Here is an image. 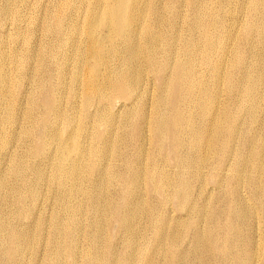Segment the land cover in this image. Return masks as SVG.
<instances>
[{"label": "bare ground", "instance_id": "6f19581e", "mask_svg": "<svg viewBox=\"0 0 264 264\" xmlns=\"http://www.w3.org/2000/svg\"><path fill=\"white\" fill-rule=\"evenodd\" d=\"M11 1H14V0H11ZM16 1L18 2L17 4L23 5L26 0H16ZM88 1L90 3V6L87 10H88L90 16L88 18V22L86 23V28L84 30L85 35H84L83 39L78 40L77 38L80 35V33L83 31L84 25L81 26L80 32L79 31H77V32L72 31L74 33L70 34V42L75 43V49L77 51H83L82 54L85 58L84 69L77 67L79 64V61H78V59H76V65L73 67V68L77 67L75 69V71H73V72L68 71V70L62 71V78L63 79L58 83V85H56V91L59 92V95L57 97H55L53 95L51 97L46 95L42 99L44 102V108L41 111L43 113L48 114L51 112V113L55 114V117L61 115V117H59V118H60V121L65 124V128L75 126L74 129L69 134H67V136L64 140L58 141L59 135L56 134L55 130L52 128V125H49V130L46 133L41 131V129L43 130V128L46 126L47 121L42 119L41 117L39 119H36L35 117L31 116L32 115L31 111L33 110V112H34V110H35V98L32 96L33 94H30L31 95L30 98L27 97V98H29L28 104L30 107H28V110H30V112H28V110H26L27 111L26 112L23 109L24 107L22 108V104L25 103V98H24L25 95L24 94L22 95L21 99L15 101V97L22 90L20 87L21 81H18V77H16L14 80H11L9 78V74L7 71V69H8L7 65H8V63H10L12 66H16L17 70L19 71V72H17V76H21L23 64L21 62H15V61L12 62L10 57L8 56V54L5 51L0 52V128L2 129L0 131V150L1 149L7 150L9 147L14 145L16 142H19V141L24 142L22 145H20L23 148L22 153L21 154L19 153L21 156H19V158H16L13 155L14 153L8 155L7 159H5L2 163L3 168H2V172L0 174V244H4L5 242H9V241L11 243H13V246L11 248H8V250L5 251V254L7 256L11 257L12 259H14L17 264H23V263H21L22 259H24V260L26 259V258H22L23 256L25 257L27 254H28V256L31 254H35L36 253L35 246L39 242V240L42 239L40 237H43V239H44L46 236H48V234L50 235L49 239H50L51 243H54V247L51 249L49 254H47V256L49 255V259H48V257L46 258V259H48V264H60L59 259H60L61 254H62V250H64V249L65 250L63 253L66 252L68 255V256H66V255L65 256L70 257L73 261H76L78 259V257L82 256V258H83L82 264H144V263H142L143 262L142 259H144L146 254L141 248H138L139 245L136 248H133V249L131 248L130 251L127 249H124L122 252L113 251L110 249V247L112 246V245L110 246L111 243H108L107 241H105V240H107V238L103 239V235H102L103 229L105 227L106 228L110 227V225H112L113 222H115V223L118 222V225L121 226L124 217L128 214L130 209H131V211H134V212L140 211L142 213V210L140 209V207H143L142 203L141 204L139 203L141 205V206L139 205L140 207L137 204L132 205V203H134V202H132L131 199L127 197V196H131V194L134 195L133 193H135L137 191V190H135V188L137 186L139 187L140 183H144L146 181L152 182V186L150 185L148 188L147 187H145V188L148 191L155 190V193H157L158 195H161L162 200H165L166 197L168 196L167 193L171 191L172 195H174V197H176V198L179 197L180 201L181 202L183 201L185 203L186 193L184 194V191H185L186 187H185V178L183 175L185 173L182 174L181 172L184 171L186 166L191 165L193 167H197V166L201 167V166L205 165V167H206L208 164H210L207 161V155H209V156L215 155L217 164L214 163V165H213V163H211L212 165L210 164L208 167L211 171L210 170H208V171H210V173H212V172L215 173V175L218 172L221 173V171L223 169L220 168L221 166L219 164L220 163H223V164L226 163L227 164V162H228L227 158L228 157H227V155L225 156L224 153H225V149H228V147L225 148L222 146L224 149L222 148V151H219V153L217 154L216 153V146H210L209 145V146L204 147L205 148V150H204V149H202V147L204 145L202 147L198 145L199 147H196V151L198 153L197 157L192 156L191 162H188V164H186L185 159L180 158V156H179L180 153H178V148L184 142H186L185 140H183V138L182 139L180 138L182 135L188 134L189 135V138H188L189 143L191 145H194V146L196 145L197 140H199V141L201 140L202 143H204L203 141H204L205 135L203 136L201 133L204 134L208 130V127H213V130H211V128H210V131H208L207 132L208 134H206L208 136L206 139L207 140H217L218 139V142H220V145L223 142H224L223 144H225L228 141V140L226 142H225V140L222 141V138L220 136L222 132L225 133V135L227 136V139L229 138V139H231V141H232V139H234V135H236L237 126L234 125V123L232 125V120H234L233 116H232L233 118L231 120L229 119L230 122L228 123V112H229V111L227 112L228 106L223 107V105L221 104V101H220L221 98L220 99L217 98L218 102H216L215 99H213L212 97H210V96L206 95V93H204L205 90L204 91L198 90L200 94L198 92H196L199 95H201V103H200L199 108L201 109V111L204 112L205 115L208 116L206 119L205 127H203L201 129V133L199 132L200 130H198L196 127H193V125L191 126V123H190L191 120L189 121L190 117L188 116V119H187V116L185 118V115H183L184 114L183 113V106H184L186 98L188 96H191L190 94L193 91L194 85L195 84L197 85V82L199 84L200 83L199 81L202 80V78H201V80H197L198 78H196L195 65H196V63H199L198 61H201V62L205 61L206 54L208 55V52L210 53L211 50L214 48L211 44L212 38L214 37V35L216 34L217 31L218 32L221 31L219 29L221 27L218 28L220 31L218 29H217V31H216V29L213 30V28L217 25V22L220 20L218 18H221L215 14L217 9L215 10L214 8H211V9L207 8L204 0H190L189 3L186 4V8H187L186 10H188L187 12H189V14H188L189 20L187 23H185V24H187L186 31H188V33L189 32L190 33L191 32H193V33L197 32V34H198V32H200V34H201L200 38L202 39V42L199 43V45H195L192 42V37H191L192 35L190 36V34H189V37L182 38L181 33L179 32V30L176 27V24H178V23L175 24V22L177 21V18L182 17V13H183L182 8L184 7L183 5L186 3L185 0H155V2L157 3V4L155 3V5L150 4L151 1H149V2L143 1V2L139 3L137 0H130L128 5H125L124 3H122L121 0H88ZM6 2H7V0H6ZM4 3H5V1H4ZM8 3H9V1H8ZM222 3H224V2H222ZM9 4L11 5V3H9ZM258 4H259V2H257V0H254V1H252V3L250 5H252L253 7H256V6H258ZM233 5H234V2H233ZM17 6H13V7L16 8ZM63 6L64 5H62V8H63ZM76 6H78V5H76ZM217 6H218V2L216 1V5L213 7H217ZM9 7L5 6V5L0 7V22H2L4 19L8 20L10 18L9 15H17L18 14L19 10H14L11 12L12 9L10 8L11 9L10 10ZM79 8H80V6H79ZM59 9H60V5H59ZM66 9H68V8H66ZM235 9H237V8L235 7ZM9 10L11 13L9 12ZM62 10L63 9H60L59 12ZM78 10H80V9H78ZM233 10L234 9H232V11ZM241 10H243L242 7H241ZM254 10H255V8H254ZM257 10H259V9L257 8ZM52 11H53V9H52ZM72 11H73V9H72ZM239 12H240V10H239ZM68 13L72 14L71 12H68ZM218 13L219 12H217V14ZM240 13H242V12H240ZM48 15H52L51 11H50V14L48 13ZM79 15H81V12ZM183 15H185V14H183ZM249 15H250V13H249ZM230 16H231V14H230ZM48 17H50V16H48ZM53 17H54V14H53ZM56 17H58V16L56 15ZM238 17H240V16H238ZM246 17H247V15H246ZM255 17H257V16H255ZM71 18L68 17V19H71ZM182 18H184V17H182ZM56 19H54V20H56ZM224 19H225V17H224ZM262 20H264V19H262ZM46 21H45V23H46ZM204 21H208V22L210 21V22L209 23L207 22V24H206ZM58 22H59V19H58ZM227 22L228 21L226 20V23ZM243 22H245V21H243ZM229 23L230 22H228V24ZM43 24L44 23L42 22V26H43ZM47 24H48V22H47ZM256 25H257V23H256ZM256 25L254 24L255 27H256ZM44 26H48V25H44ZM65 27H67V25ZM184 28H185V25H184ZM222 28L224 29V26ZM237 28H239V27H237ZM43 29H45V28H43ZM228 29H230V28H228ZM228 29H227V31H228ZM71 30H73V28ZM167 31L169 33H167ZM249 31H250V29L244 30V33L249 32ZM251 32H252V30H251ZM234 34H235V32H234ZM258 34H259V32H258ZM17 35H15V36H17ZM223 35H225V34H223ZM186 36H187V34H186ZM227 36H228V33H227ZM61 37L63 38L64 34H63V36H60V38ZM226 39L228 40V37ZM199 40H197V41H199ZM23 42H26V39H23ZM56 42H55V44L53 43L54 45L52 44L53 48L51 47L49 52H48L47 48L44 50H40L39 52H37L35 54L33 53L34 55H32V56L30 55L32 57L31 59H34L35 61L39 60V61L44 62V59H46L45 54H47V55H49V58L52 61L54 59V61L57 62L58 57H61L60 55L57 54L58 53L57 50L59 49V47H61V45L64 42L61 40H58ZM220 42H221V44H220L221 50L219 53L223 54V51H225L227 47H226L225 42L223 43V41H221V39L218 40V44ZM229 42H230V40H229ZM258 42H259V40H258ZM230 44H231V42H230ZM200 45H203L204 47L201 49ZM208 45H209V47H208ZM49 46H48V48H49ZM231 46H232V44H231ZM40 47H41V45H40ZM215 47H216V45H215ZM34 50L35 49H33V51ZM37 50H38V48H37ZM255 50H256V48H255ZM262 50H263V48H262ZM240 51H243V50H240ZM217 52H218V49H217ZM226 52H228V51H226ZM215 53H216V51H215ZM261 53H262V51H261ZM243 54H245V52ZM261 56H262V54H261ZM28 57H29V55H28ZM252 57H253V55H252ZM262 57L264 58V56H262ZM63 60L66 61V58H64ZM238 60H239V57H237L235 62H237ZM257 61H258V59H257ZM263 61H264V59H263ZM59 62H61V61H59ZM260 62H261V60H260ZM108 63H110V69L108 71L101 72L103 67H105ZM256 63H252V64L250 63V65H253ZM65 64H66V62L64 63V65ZM213 64H215V63H213ZM233 64L231 65V67H233ZM56 65H58V64H56ZM222 65H226V63L222 64ZM218 67H220V66H218ZM246 67H244V68H246ZM263 67H264V65H263ZM251 68H252V66H251ZM259 68L262 69L260 66H259ZM210 69H211V67H210ZM56 70H58V68ZM261 71H260V73H261ZM198 72H200V70ZM213 73H214V71H213ZM218 73H220V72H218ZM260 73H258V74H260ZM57 74H59L61 76L60 72H58ZM67 74L69 75V78H66ZM146 74H149L153 78V79H151L152 81L156 80V81L160 82V85H159L157 91H155L153 93H148L149 97H147V99L150 100V104H149L150 108L149 107L148 108L150 110L146 109V101L141 99V95L143 94V92L145 90V86L148 85V83L146 82V79L144 78V75L146 76ZM211 74H212V72H211ZM256 74H257V72H256ZM261 74H263V73H261ZM237 75H238V73H237ZM225 76H226L225 79H226V83H227L226 86L228 88L230 87L231 90L233 88H236V86H234L235 84L232 83V80H233L232 72L227 73ZM243 76H244V74H243ZM31 77L33 78L34 74L33 75L31 74L29 78H31ZM102 77L104 78V81L100 80ZM244 77H245V80L247 79V83H248V84L246 83L247 85H246L245 92L247 91V93H250V92L253 93L256 86L260 85V84H258V82L262 78L257 79L258 78L257 77L256 79H254V78H252V75H249V74L247 75V73ZM259 77H260V75H259ZM261 77H264V76L262 75ZM25 78H26V76H25ZM207 78H208V76H207ZM209 78H210V76H209ZM66 79H69L72 83L78 84L77 89L80 90L81 98H83V104H82L83 110L81 113L80 128H77L78 123L74 125V118L73 117L72 118H66V119H64L62 117V113H61L62 108H61V102L60 101L63 99L62 95H65L71 89L70 85L66 83ZM32 81H34V80H32ZM43 81L46 82V80L42 78V81L39 82V86L42 84ZM221 81H222V76L221 75L217 76L216 83L214 82V84L215 85L219 84ZM22 82H23V80H22ZM234 82H236V81H234ZM149 85H150V83H149ZM195 87H197V86H195ZM216 87H219V85ZM222 87H224V86H222ZM227 87H226V90L228 89ZM62 88H63V91H62ZM237 88H239V87H237ZM262 88H259V89L257 88L256 90H260V89L262 90ZM108 89L110 90V95L107 92ZM31 90H32V88H31ZM223 90H224V88H223ZM261 90H260V94H262ZM152 91L153 90H151V92ZM243 91H244V89H243ZM49 92H51L50 89H49ZM223 93H224V91H223ZM217 94L221 95L220 93H217ZM231 94H232V92H231ZM256 94L254 95V93H253L254 96H256ZM257 95H259V93ZM238 97L236 96L235 98H238ZM116 99H118V100L122 99L123 100L122 102H119L120 103V105L118 106L119 109L122 107L123 108L127 107V105L131 109V114L128 117L127 121L124 123V126H125V124H128L129 128L128 127L127 128L130 130V133H129L131 135L130 137H132L133 140H135L134 142L136 145H137V142H138V144L142 145L141 142L143 141V139H145V137L144 138L141 137L142 131L146 130V131H149L152 133V136L157 143L164 145L168 149V151H166V155H168L170 157V162H168V160L165 158L163 163H165L166 165L168 163H171L174 167L178 168L179 174L177 175V177L174 178V180L173 179L169 180L167 175H165L162 171H160V167L158 166L157 161L155 162V160L150 161L151 163H149L148 169H144L143 167L141 168L140 166H137V165L130 166L131 164H127L130 167L128 169L126 168L127 171H126L125 176L118 173L119 169L114 170L113 167H111L112 165L111 166L108 165L110 162V157H112L115 154L113 152L114 150L111 151V146L113 145L114 140L111 139L113 135L112 136L110 135L111 134L110 127H111V124L113 123L112 120L115 118V116L110 115L109 111L114 112L115 115L117 114V113H115V111H111V110H117L116 107H115L116 109L112 108V105L114 104V101ZM261 99H262V97H261ZM222 101H223V99H222ZM219 102L222 105L221 109L218 108L216 105V103L219 104ZM185 105H186V103H185ZM258 105H256V106H258ZM253 106H254V104H253ZM88 107H94L95 108V114L92 115L91 117H88L85 115L86 109ZM244 108H246V107H244ZM249 109H252V108H249ZM91 111H92V109H91ZM239 111L240 110H238V112ZM19 112L22 113L21 117L18 116ZM63 112H64V109H63ZM191 112H192V107H191ZM193 114H195V113H193ZM238 115H240V114H238ZM199 118H200V116H199ZM21 121L28 123V125L23 130L18 132V123ZM237 121H239V120H237ZM114 124H115V122H114ZM117 124H118V121H117ZM87 125H89V127L91 126V128H94L95 136H101V134H103V135L105 134L107 136V137L104 136V139H102L101 145L96 150L93 148V145L91 146V143L85 144V145L80 144V141L84 139V138H82V136H84V135H82V133H83V130L86 128ZM219 127H222V128L220 130H215ZM121 130H122V128H121ZM125 130H127V129H125ZM32 131L33 132L37 131L36 135L38 134L37 140L35 141L33 139V142H34L33 145H35L36 148H35V150H27L28 145H26L25 140L27 138H30ZM109 135L111 137L110 139L108 138ZM143 135H144V133H143ZM249 136H250V134H249ZM85 137H86V135H85ZM202 137H203V139H202ZM141 138H143V139H141ZM85 139H87V138H85ZM89 139H91V138H89ZM91 140H93V139H91ZM94 142H95V140H94ZM206 142H208V141H206ZM231 143L232 142H230V144ZM52 145L54 146V149H55V151L53 153L54 162H52V165H51V173H52L50 175L51 177L47 180L46 178L48 176L46 177L45 172L42 170L39 163L35 162L36 165H30L26 161L30 158L32 153H34V152L38 153L39 151L46 153V150L48 148H50V146H52ZM164 146H161V148H163ZM141 147H143V146H141ZM230 147H232V144ZM253 147H251L252 148V150H251V162H252V164H251L250 168L247 169V171H243V169H242V171H240V169H236L234 171L236 173L234 180L238 186L244 185L243 183H245L247 186L248 192L250 190L252 193H254L253 197L256 198L255 193H259L260 195L261 194L264 195V179H262V176L264 175V147L261 144L260 145L258 144V146L254 147V149H253ZM114 149H115V147H114ZM232 149H228V150H232ZM228 150H227V152H229ZM95 152L103 159L104 164L101 166L93 165L90 168V169H94V176L93 175H92L93 177H90L91 175L89 176L91 178L90 181L93 183V186H94V189L92 188L93 191L91 192V191H88L87 189H85L86 187L85 188L83 187V182L85 183L86 180L87 181H89V180L85 179V177H84V174H85L84 172H85V170H87V167H85L82 160H83V158H86V157L93 155ZM132 152H133V150H132ZM137 152H139V151H137ZM233 152H235V151H233ZM141 153H142V151H141ZM19 154L17 152V155H19ZM139 154H140V152H139ZM227 154L229 155V153H227ZM151 159H153V158L151 157ZM141 161H143V160H141ZM230 161H232V160H229V162ZM245 161H246V159H245ZM66 162L69 163V166L64 167V163H66ZM133 162H135L136 164H140V163H138V161H133ZM121 163H122V161H121ZM132 164H134V163H132ZM28 167H29V172H30V183H32V185L26 186L25 185V184H27L26 179L23 178V182L18 183L19 182L18 177L21 174V172L24 171ZM228 168L226 167V169H228ZM234 168H235V166H234ZM234 168H231V169L234 170ZM224 169H225V167H224ZM169 170H170V168H169ZM206 171H207V168H206ZM174 173L176 174V172H174ZM246 173L248 174V176H245ZM212 176H214V175H212ZM187 177H188V175L186 176V178ZM86 178H88V177H86ZM111 178H112V180L114 179V181L116 180L117 182H120V184H122V186H121L122 188H120V189L124 190L123 203H125L124 205L127 207L125 210L118 212V208L115 207V204L113 203V201L111 200V202H110V195L101 196V193L103 192L102 189L104 188L103 184H105V182L107 184L108 183L110 184ZM203 178H202V180H203ZM219 178H216V181L218 182V185H221L222 180H220ZM13 180H15L17 183H14ZM112 180H111V182H113ZM44 183L47 184V186L49 185V183H51L52 186H54V187L60 186L59 188L62 187V189H64V190H61L63 193L58 192L60 194L56 193V194H58L57 196L53 195L55 197L54 204L50 205L51 211H50V215L47 214L48 215L47 217H43L44 215H40L39 213H37L36 206H35V204L37 202V197L40 194L41 186ZM204 183H205V181H204ZM116 184H119V183H116ZM116 184L115 185L113 184L114 188H115ZM111 186H112V184H111ZM230 186H231V184H230ZM260 186L262 189L259 190ZM106 188H105V190H106ZM3 189H6V192L2 193L1 191ZM55 189H57V188H55ZM242 189H243V187H242ZM256 189H257V192H256ZM141 190L142 189H140L139 191H141ZM210 191H211V189H210ZM51 192L53 193V191H50V193ZM105 192L106 191H104V193ZM107 192H108V190H107ZM195 192H196V190H195ZM233 193L236 194L237 192L235 193V191L232 190L231 194H233ZM240 193H242V192H240ZM7 194H16L17 195L15 197L17 204L16 203L15 204L18 206V210H16V212H14V213H12L13 211L7 212L6 207H4V205L7 202L6 201ZM121 194H122V192H121ZM12 196H14V195H12ZM79 196L81 198L80 200H78ZM138 197H139V194H138ZM143 197H145V196H143ZM209 197H207V198H209ZM243 197H244V195H243ZM50 198H51V196H50ZM207 198H206V200H207ZM47 199H49V198H47ZM139 200H141V199H139ZM144 200H142V202ZM207 202H209V201H207ZM166 203H167V201H166ZM168 203H167V205H168ZM228 203H227V205H228ZM152 205H153V203H152ZM12 206H13V204H12ZM247 206H249V205H247ZM254 206H252V207H254ZM163 207H165V206H162V208ZM179 207H180V204H179ZM215 210H217V209H215ZM150 211H153V209H149V211H147L146 214L151 213ZM203 211H205V210H203ZM134 212H131V213H134ZM185 212H186V210H185ZM245 212H246V209L244 210V212L242 214H244ZM158 215H159V213L157 214V216ZM14 216L24 217V219L25 218H30L31 220L35 219L34 224L36 225V227L32 228L31 223H28V225H26V227L24 226L26 228V229L23 228L24 231L11 230L10 235H9V239H7L6 237H3V231H4L5 227L7 226V221L10 219V217H14ZM84 217L88 219V220L85 219L87 221L86 224H83V222H85L82 220V219H84ZM150 218H149V220L151 221L152 218L151 219ZM204 218H205V216H204ZM154 219H155V221L152 222L154 224L157 221L160 222V224H162V222H163L162 218L156 217ZM124 221H125V219H124ZM150 221H148V222H150ZM166 221H167V219H166ZM214 221H215V219H214ZM200 222H202V220ZM254 223H256V222H254ZM166 225L168 226L167 223H166ZM120 226H118V227L121 228ZM137 226H140V225H137ZM155 226H156V224L154 225V228H153L154 230H155ZM256 226H258V223ZM128 227H129V229L127 231L130 232V236H135V237L138 236L137 231H134L135 230L134 228H137V227H133V229H131L130 226H128ZM145 227H143V228L146 230L147 227L146 228ZM46 230H48V231H46ZM227 230L231 231L232 229L228 228ZM236 230L238 232V229H236ZM31 231H35V233H38L37 234L38 237L40 236L38 238L39 239L38 242L35 245L32 244V242L34 241V238H35L34 237L35 234L31 233ZM159 231H161L160 228H158V231H156V232L159 233ZM139 233H141V232L139 231ZM144 233H145V231H144ZM116 234H118V231ZM79 235H81L80 236L81 238L85 236V238L87 240L84 243V245L82 244V252L80 255H79L78 250H77L78 249V236ZM164 235L165 234H163V236ZM158 236H156L155 237L156 240L153 241L154 242L152 244L153 250H157V248H159L161 242L163 240H165L164 237H158ZM173 236H176V234ZM227 236H228V234L225 233V236H224L225 240L228 239ZM231 237H233V236H231ZM175 238L174 239L171 238L170 240L173 242V241H175ZM129 239H130V237H129ZM192 240H195V239H192ZM47 241H49V240H47ZM247 241L248 242H245V244L243 242V246H244L243 248L244 249H241V252L238 254H235L234 257H237V259H238V257H241L242 262L244 264H254V263H256L255 262L256 254L259 253L260 250L258 249V245L254 244L255 241L253 243L255 245L253 248L251 245V241H249V240H247ZM130 243H131L130 240L127 242L125 241L123 243L124 244L123 246L126 247V245H127V248H128L130 246ZM132 243H131V245H132ZM149 243H150V240H149ZM226 243H225V245H226ZM98 244L99 245L102 244L103 247L100 249L98 247ZM135 245H132V247H134ZM230 251H232V250L230 249ZM50 253H51V257H50ZM218 253H220V252H218ZM162 254H163V252H162ZM137 256L139 257L138 262L136 261L138 259ZM64 260L65 259H63V261ZM237 261H239V260H237ZM70 263H72V262L70 261ZM31 264H34V262H32ZM74 264H76V263H74ZM145 264H147V263H145ZM204 264H206V263H204ZM239 264H242V263L240 262Z\"/></svg>", "mask_w": 264, "mask_h": 264}, {"label": "rangeland", "instance_id": "374dc122", "mask_svg": "<svg viewBox=\"0 0 264 264\" xmlns=\"http://www.w3.org/2000/svg\"><path fill=\"white\" fill-rule=\"evenodd\" d=\"M4 1H5V3H4ZM8 1H9V3H11V5L8 3ZM14 1L7 0V2H6V0H0V7H2L4 5L8 6V7L10 6L9 9L10 8L12 9V10L10 9L11 12L14 11V10H19L17 15H9L10 18L8 17L9 18L8 20L4 19L2 22H0V52L1 51H5L8 54V56L10 57L12 62L13 61L21 62L23 64V69L21 71V76H17V72H19V71L17 70L16 66H12L10 63H8V65H7L8 66L7 71H8V74H9V78L11 80H14L16 77H18V81H21L20 87H21L22 90L20 89L21 92L15 97V101L21 99L22 95L24 94L25 95V97H24L25 98V103L22 104V108L24 107L23 109H24V111H26V110H28V107H30L29 104H28V99L31 97L30 94H33L32 96L35 98V110H34V112L32 110L31 111L32 115L31 114L30 115L35 117L36 119H39L41 117L42 119L47 121L46 126L43 128V130L41 129L42 132L46 133L49 130V125H52V128L55 130L56 134L59 135L58 141L64 140L66 138L67 134H69L74 129L75 126H71V127L65 128V124L63 122H61L60 118H59V117H61V115L55 117L54 113H51V112L48 113V114L43 113L41 111L44 108V102H43L42 99L46 95L50 96V97L52 95L55 96V97H57L59 95V92L56 91V85H58V83L63 79L62 78V71L68 70V71H72L73 72V71H75V69L77 67L84 69L85 58H84V56L82 54L83 51H77L75 49V43L74 42H70V34L74 33V32H77V31L80 32L81 31V26L84 25L83 26V28H84L83 31L80 33V35L77 38L78 40L79 39H83V37L85 35L84 30L86 28V23L88 22V18L90 16V14H89V12L87 10L89 8V6H90V3H89L88 0H26L27 2L25 1V3L23 5H20V4H17L18 2L16 0H14ZM129 1L130 0H121V2L124 3L125 5H128ZM137 1L139 3L143 2V1L144 2L151 1L150 4H154V5L156 3L155 0H137ZM189 1L190 0H185L186 3L183 5L184 7L182 8L183 9L182 10V12H183L182 13V17H184V18H182V17L177 18V21L175 22V24L176 23L179 24V25L176 24V27L179 30V32L181 33L182 38L189 37V34H190V36L192 35L191 36L192 37V42L195 45H199V43L202 42V39L200 38L201 37L200 32H198V34H199L198 35L197 32H194L195 33L194 34L193 32H191V33L189 32L188 33V31H186L187 24H185V23H187L188 20H189V18H188L189 17V15H188L189 12H187L188 10H186L187 9L186 8V4L189 3ZM216 1L218 2V6L220 5L221 7L220 6L219 7L218 6L217 7H213V6L216 5ZM232 1L234 2V5H233ZM252 1H254V0H247V1L246 0H237V1L236 0H211V1L210 0H206V1L204 0L206 7L209 8V9H211V8H214L215 10L217 9L215 14L222 18V19L218 18L220 20L217 22V25L213 28V30L216 29V31H217V29L219 27H221V28H219L221 31L218 29L220 32L217 31L216 34L214 35V37L212 38V41H211L212 43L211 44H212V46L214 48L212 49L213 51L211 50L210 53L208 52V55L206 54L205 61L206 60L207 61L206 62L205 61H203V62L198 61L199 63H196V65H195L196 78H198L197 80H201V78H202V80L199 81L200 82L199 84L197 82V85L196 84L194 85L193 91L190 94L191 96H188L186 98V100H185L186 105L184 103V106H183V113H184L183 115H185V118L187 116V119H188V116H189L190 117L189 121L190 120L192 121V122L190 121L191 126L193 125V127H196L198 130H200L199 132L201 133V129L203 127H205L206 119H207L208 116L205 115L204 112L201 111V109L199 108L200 107V103H201V95H199L200 94L199 91H204L205 90L204 93H206V95H208V96L212 97L213 99H215L216 102H218V99L221 98L220 101H221V104L223 105V107H227V106L229 107V108L227 107V112L229 111L228 112V123L230 122L229 119L231 120L234 117V120H232V125L234 123V125L237 126V131H236V135H234V139H232V141L229 138L227 139V136L225 135V133L222 132L221 135H220L221 138H222V141L225 140V142H226L228 140L227 143H225V144H223L224 143L223 142L222 143L223 145L222 144L220 145V142H218V139L217 140H207L206 139L208 137L206 135V134H208L207 132L210 131V128H211V130H213V127H208V130L204 134L201 133L203 136L205 135L204 136V141H203L204 143H202L201 140H200L201 142L199 140H197L195 146L191 145L189 143V140H188L189 135L188 134L187 135H182L180 138L181 139L183 138V140H185L186 142H184L180 146L181 148L180 147L178 148V153H180L179 154L180 158L185 159V163L188 164V162H191L192 156H196L197 157V155H198V153L196 151V147H199V146L202 147L204 145L202 147V149L205 150L204 147L210 145V146H216V153L217 154L219 153V151H222L223 147H225V148L228 147V149H232L234 147L233 148L234 150L233 149L232 150L225 149V153H224V155L225 156L227 155V157H228V158L226 157L228 159V162H229V160H232V161H230L229 163L227 162V164L226 163H224V164L220 163L219 164L221 166L220 168H222L223 170L221 171V173L218 172L219 174L217 173L216 175L213 172L210 173L211 170L208 168L211 163H213V165H214V163L217 164L215 155H212V156L211 155L210 156L207 155V161L210 164L207 163L208 165L206 167H205V165H203L201 167L200 166L199 167L198 166L197 167H193L191 165L190 166H186L185 169H184L185 172L184 171L181 172L182 174L185 173V174H183L184 178H185V187H186L185 188L186 192L184 191V194L186 193V195H185V199H186L185 203L183 201L181 202L179 197H177V198L174 197V195H172V192L170 191V192H168L169 194L167 193L168 196L165 199L167 201V203L169 202L168 205H167L166 201L162 200L161 195H158L157 193H155V190L148 191L145 188V187L148 188L150 185L152 186V182H150V181L147 182L146 181L144 183H140L139 187L137 186L135 188V190H137L138 192L136 191L137 193L135 192V193H133L134 195L131 194V196H127V197L130 198L132 202H134V203L131 202L132 205L133 204L134 205L137 204L139 206L142 203L143 207H140L141 205L139 206L140 209L142 210V213L140 211L134 212V211H131V209H130V211L128 210L129 211L128 214L124 217L125 221L122 218L123 221H122V225L121 226L118 225V222L117 223L113 222L112 225H110V227H108V228L105 227L103 229V233H102L103 239L107 238V240H105V241H107L108 243H111L110 244V246L112 245L110 247L111 250L122 252L124 249H127V250L130 251L131 248L132 249L136 248L139 245L138 248H141L146 254L144 259H142V261H143L142 263H144V264L145 263H147V264H204V263H206V264H239L240 262L242 264H244L242 262L241 257H238V259H237V257H234V255L240 253L241 249H244L243 248L244 247L243 246V242L245 244V242H248L247 240H249V241H251L252 248L255 246L254 244H256V245H258V249L260 250V252L257 253L258 255L256 254L255 262L257 264H264V207H263L264 206V195L263 194L260 195L259 193H255L256 194V198H255V197H253L254 193H252L250 190H249V192L251 194L248 192V189H247V186H246L245 183H243L244 185L238 186L235 183V180H234L235 175H236V173L234 171L236 169H240V171H242V169H243V171H247V169L250 168V166L252 164V162H251V150H252V148L251 147H253V146L256 147V146H258V144L259 145L261 144L264 147V131H263L264 130V95H263L264 94V86H263L264 85L263 84L264 83V81H263L264 77H261L262 75L264 76V70H263L264 69V67H263V65H264L263 59L264 58L262 57V56H264V53H263L264 52V47H263L264 46V44H263L264 43V39H263L264 38V36H263L264 35L263 34L264 33V31H263L264 30V20H262V19H264V16H263L264 15V0H257V2H259V4H258L259 7L258 6L253 7L252 5H250L252 3ZM222 2H224L225 4L222 3ZM75 4L78 5V6H76ZM12 5L13 6H17L18 5L17 7L19 9L17 7L16 8L13 7ZM59 5H60V9H63L62 11H60L61 13L59 12V10H60L59 9ZM62 5H64L63 8H62ZM79 6H80V8H79ZM65 7L68 8V9H66ZM235 7L237 9H235ZM241 7H242L243 10H241ZM254 8H255V10L257 12L254 10ZM257 8L259 10H257ZM48 9L51 11L52 15H48V13L50 14V11ZM52 9H53V11H52ZM72 9H73V11H72ZM78 9H80V10H78ZM232 9H234V10L232 11ZM10 10H9V12H10ZM239 10L243 14L240 13ZM68 12H71L72 14L73 13L74 14L72 15V14H70ZM80 12H81V15H79ZM217 12H219V13L217 14ZM249 13H250V15H249ZM53 14H54V17H53ZM183 14H185V15H183ZM230 14H231V16L233 18L230 16ZM56 15L58 17H56ZM246 15H247V17H246ZM254 15L257 16V17H255ZM48 16H50V17H48ZM238 16H240V17H238ZM68 17L69 18L72 17V18L68 19ZM224 17H225V19H224ZM54 19H56V20H54ZM58 19H59V22H58ZM226 20L228 22H230V23L229 24H228V22L226 23ZM45 21H46V23H45ZM243 21H245V22H243ZM42 22L44 23L43 26H42ZM47 22H48V24H47ZM204 22L207 24L208 21H204ZM256 23H257V25H256ZM183 24L185 25V28H184ZM254 24L256 25V27L254 26ZM44 25H48V26H44ZM64 25L65 26L67 25V27H65ZM223 26H224L225 30L222 28ZM237 27H239V28H237ZM43 28H45V29H43ZM72 28H73V30H71ZM228 28H230V29H228ZM227 29H228V31H227ZM248 29H250V31L244 33V30H248ZM251 30H252V32H251ZM72 31H74V32H72ZM226 32L228 33V36H227ZM234 32H235V34L237 36L234 34ZM258 32H259V34H258ZM167 33H169V32L167 31ZM63 34H64V37L60 38V36H63ZM186 34H187V36H186ZM223 34H225V35H223ZM15 35H17V36H15ZM227 37H228V40L226 39ZM23 39H26V42H23ZM219 39H221V41H223V43L225 42L226 47H227L226 50L223 51V54L219 53L220 50H221V46H220L221 42L218 44V40ZM58 40H61L64 43L57 50V52H58L57 54L61 56V57H58L57 62H55L54 59L52 61L49 58V55H47V54H45V58L46 59H44V62L43 61H39V60L35 61L34 59H31L32 58L31 56L34 55L35 53L39 52L40 50H44V49L47 48L48 52H49L51 47L53 48V45ZM197 40H199V41H197ZM229 40H230L232 46L234 45L233 47L231 46ZM258 40H259V42H258ZM40 45H41V47H40ZM215 45H216V47H215ZM48 46H49V48H48ZM203 47H204L203 45H200L201 49ZM208 47H209V45H208ZM37 48H38V50H37ZM255 48H256V50H255ZM262 48H263V50H262ZM33 49H35V50L33 51ZM217 49H218V52H217ZM258 49L259 50L261 49V50L259 51ZM214 50L216 51V53H215ZM240 50H243V51H240ZM226 51H228V52H226ZM261 51H262V53H261ZM244 52H245V54H243ZM27 54L29 55V57H28ZM251 54L253 55V57H252ZM261 54H262V56H261ZM237 57H239V60L237 62H235ZM64 58H66V61L63 60ZM76 59H78L79 64H78V66L76 68H73L76 65ZM257 59H258V61H257ZM260 60H261V62H260ZM59 61H61V62H59ZM65 62H66V64L64 65ZM213 63H215V64H213ZM225 63H226V65H222V64H225ZM250 63L251 64L252 63H256V64L250 65ZM56 64H58L59 66L56 65ZM232 64H233V67H231ZM218 66H220V67H218ZM251 66H252V68H251ZM259 66L262 69H260ZM210 67H211V69H210ZM244 67H246V68H244ZM57 68H58V70H56ZM109 69H110V63H108L105 67H103L101 72L108 71ZM198 69L200 70V72H198L199 71ZM213 71H214V73H213ZM260 71L263 74H261ZM58 72L61 73V76L59 74H57ZM211 72H212V74H211ZM218 72H220L221 74L218 73ZM229 72H232V77H233L232 83L235 84L234 86H236V88L237 87H239V88H237V89L233 88L231 90L230 87L228 88L226 86L227 83H226V79H225L226 76L225 75L227 73H229ZM256 72H257V74L258 73H260V74L257 75ZM237 73H238V75H237ZM246 73H247V75L248 74L252 75V78H254V79H256L257 77H258L257 79H261V78L263 79V80L261 79L258 82V84H260V85H257L258 87L256 86V88H255V90L253 92L254 95L256 93L257 94L259 93V95L256 94V96H254L253 93H251V92L250 93H247V91L245 92L246 85L248 84L247 83V79L245 80V77H244L246 75ZM29 74L30 75L34 74V77L33 78L32 77L29 78L30 77ZM243 74H244V76H243ZM220 75L222 76V81L219 84L215 85L214 82L216 83L217 76H220ZM259 75H260V77H259ZM25 76H26L27 79L25 78ZM207 76H208V78H207ZM209 76H210V78H209ZM42 78L45 79L46 82L43 81L42 84L39 86V82L42 81ZM66 78H69L68 74H67ZM144 78L146 79V82L148 83V85L145 86V90H144L143 94L141 95V99L146 101V109L150 110L149 109L150 108V105H149L150 104V100L147 99V97H149L148 93H153V92L157 91L158 87L160 85V82L156 81V80L152 81L151 79H153V78L149 74H146V76L144 75ZM22 80H23V82H22ZM32 80H34V81H32ZM100 80L104 81V78L102 77ZM234 81H236V82H234ZM66 83L70 85L71 89L65 95L61 94L62 97H63V99L60 101L61 102V108H62L61 109L62 117L64 119L73 117L74 118V125L78 123L77 128H80L81 113H82V110H83V108H82L83 98H81L80 90L77 89L78 88V84L72 83L69 79H66ZM149 83H150V85H149ZM218 85H219V87H216ZM195 86H197L199 89L197 87H195ZM222 86H224V87H222ZM226 87L228 88L227 90H226ZM31 88H32V90H31ZM223 88H224V90H223ZM257 88L258 89L262 88V90L260 89L262 94H260V90H256ZM49 89L51 90V92H49ZM243 89H244V91H243ZM151 90H153V91L151 92ZM62 91H63V88H62ZM223 91H224V93H223ZM107 92L110 95V90L109 89H108ZM196 92H198L199 94L196 93ZM231 92H232V94H231ZM217 93H220L221 95H219ZM234 96L235 97L239 96V97L235 98ZM27 97H29V98H27ZM261 97H262V99H261ZM222 99H223V101H222ZM119 100L116 99L114 101V104L112 105V108L114 109L116 107L117 110H111V111H115V113H117V114L115 115L114 112H110L109 111L110 115L115 116V118H114L115 120L114 119L112 120L113 123L111 124V127H110V130H111L110 131L111 132L110 135L111 136L113 135V136H112V138L110 137V135L108 137L109 139L111 138L112 140H114L113 141L114 143L111 146V151L114 150L113 152L115 154L112 157H110V162H109V164L108 163L107 164L110 165V166L112 165L111 167H113L114 170H116V169L118 170L119 169L118 173H120L123 176H125L126 171H127V169L130 166L137 165V166H140L141 168L143 167L144 169H148L149 168V163H151L150 161L151 160H155V162L157 161L158 166L160 167V171H162L165 175H167L169 180H171V179L174 180V178L177 177V175L179 174L178 168L174 167L171 163H168L167 165L165 163H163L165 158L168 160V162H170V157L168 155H166V151H168V149L164 145H161L160 143H157L154 140V138L152 136V133L149 132V131H146V130L142 131V136L141 137H143V138L145 137V139L141 138V139H143V141H142L143 143L141 142L142 145L138 144V142H137V145H136L135 142H134L135 140H133V138L130 137L131 135L129 134L130 130L128 129L129 128L128 124H125V126H124V123L127 121L128 117L131 114V109L128 107V105H127V107H124V108L122 107V108L119 109L118 108V106L120 105L119 102L123 101L122 99H119ZM221 104H220V102H219V104L216 103L217 107L220 108V109L222 108ZM253 104H254V106H253ZM256 105H258V106H256ZM243 106L246 107V108H244ZM191 107H192V112H191ZM249 108H252V109H249ZM63 109H64V112H63ZM91 109H92V111H91ZM238 110H240V111L238 112ZM28 112H30V110H28ZM193 113H195V114H193ZM198 113L199 114L201 113V114L199 115ZM21 114L22 113L19 112L18 116L21 117ZM94 114H95V108L94 107H88L86 109V113H85L86 116L91 117ZM238 114H240V115H238ZM199 116H200V118H199ZM237 120H239V121H237ZM117 121H118V124H117ZM114 122H115V124H114ZM27 125H28V123H25L23 121L19 122L18 123V132L23 130ZM121 128H122V130H121ZM221 128L222 127H219V128H217L215 130H220ZM125 129H127V130H125ZM1 130L2 129L0 128V131ZM36 132L37 131H35V132L32 131L30 138L26 137L28 139V140L27 139L25 140L26 145H28L27 150H35L36 147H35V145H33L34 144L33 139L36 141L37 138H38V134L36 135ZM143 133H144L145 136L143 135ZM248 133L250 134V136H249ZM82 135H84V136H82ZM82 135L81 136L84 139L80 141V144L85 145V144L91 143V146L93 145V148L95 150L101 145L102 139H104V136H106L105 134L104 135L101 134V136H95L94 128H91V126L89 127V125H87L86 128L83 130ZM85 135H86V137H85ZM85 138H87V139H85ZM89 138H91L93 140H91ZM202 139H203V137H202ZM94 140H95V142H94ZM206 141H208V142H206ZM230 142H232L231 143L232 147H230L231 146ZM23 143L24 142L19 141V142H16L11 147H9L7 150L6 149H1L0 150V174H1L2 168H3V164L2 163H3V161L5 159H7L8 155L14 153L13 155L16 158H19V156H21L20 154L22 153L23 148L20 145H22ZM113 146L115 147V149H114ZM141 146H143V147H141ZM161 146H164V147L161 148ZM254 147H253V149H254ZM132 150H133V152H132ZM227 150L229 152H227ZM54 151H55V149H54V146L52 145V146H50V148H48L46 150V153H43L41 151H39L38 153L34 152V153H32V155L30 156V158L26 162L29 163L30 165H36L35 162L39 163L40 167L45 172L46 177L48 176L46 178L48 180L51 177L50 175L52 174L51 173V165H52V162H54V158H53ZM137 151H139L142 156ZM141 151H142V153H141ZM233 151H235V152H233ZM17 152H18V154L19 153L20 154L17 155ZM226 152L229 153V155ZM151 157L153 159H151ZM140 159L143 160V161H141ZM245 159H246V161H245ZM121 161H122V163H121ZM133 161H138V163H140V164H136ZM82 162L85 165V167H87V170H85V172H84L85 173L84 177H85V179L89 180V181L86 180L85 183L83 182V187L84 188L86 187L85 189H87L88 191L92 192L93 189H94V186H93V183L90 181L91 180L90 177L94 176V169H90V168L93 165L101 166V165L104 164V161L95 152L93 155H91L89 157H86V158H83ZM132 163H134V164H132ZM127 164H131V165L129 166ZM67 166H69V163L68 162L64 163V167H67ZM234 166H235V168H234ZM224 167H225V169H224ZM226 167L227 168L229 167V168L226 169ZM169 168H170V170H169ZM206 168H207V171H206ZM231 168H234V170L231 169ZM208 170H210V171H208ZM174 172H176V174ZM187 175H188V177L186 178ZM212 175H214V176H212ZM245 176H248V174L246 173ZM86 177H88V178H86ZM23 178L26 179V182H27V184H25L26 186L27 185H32V183H30L29 167L21 172V174L18 177V181H19L18 183L23 182ZM202 178H203V180H202ZM216 178H219L220 180H222L221 185H218V182L216 181ZM262 179H264V175L262 176ZM111 180H112V178L110 179V184L109 183L107 184L106 182H105V184H103L104 188L102 189L103 192L101 191L102 192L101 196L110 195V202H111V200L113 201V203L115 204V207L118 208V212L122 211V210H125L127 207L124 205L125 203H123L124 190L120 189V188H122L121 187L122 184H120V182H117L116 180L114 181V179L112 180L113 182H111ZM204 181H205L206 184L204 183ZM13 182L17 183L15 180H13ZM116 183H119V184H116ZM111 184H112V186H111ZM113 184L114 185L116 184L115 188L113 187L114 186ZM230 184H231V186H230ZM261 186L259 187V190L262 189ZM59 187H54V186H52L51 183H49L48 186L45 183L41 186L40 194L38 195L37 202L35 204L37 213H39L40 215H44L43 217H47L48 215H50V211H51L50 205L54 204V200H55L54 196H57L58 194L63 193L61 190H64V189H62V187L61 188H59ZM242 187H243V189H242ZM55 188H57V189H55ZM105 188H106V190H105ZM139 188L142 189L141 190L142 192L139 191L140 190ZM210 189H211V191H210ZM107 190H108V192H107ZM195 190H196V192H195ZM232 190H234L235 193L236 192L237 193L236 194H234V193L231 194ZM50 191H53V193L54 192L55 193L54 194L52 192L50 193ZM104 191H106V192L104 193ZM1 192L2 193L6 192V189H3ZM58 192H60V193H58ZM121 192H122V194H121ZM240 192H242V193H240ZM256 192H257V189H256ZM56 193H58V194H56ZM138 194H139V197H138ZM12 195H14V196H12ZM49 195L51 196V198H50ZM243 195H244V197H243ZM16 196H17L16 194H7V196H6V201L7 202L4 205V207H6V211L7 212H12L13 211L12 213H14V212H16V210H18V206L16 205L17 204L16 203V198H15ZM143 196H145V197H143ZM207 197H209V198H207ZM47 198H49V199H47ZM206 198H207V200H206ZM80 199L81 198L79 196L78 200H80ZM139 199H141V200H139ZM142 200H144V201L142 202ZM207 201H209V202H207ZM152 203H153V205H152ZM227 203H228V205H227ZM12 204H13V206H12ZM179 204H180V207H179ZM247 205H249V206H247ZM162 206H165V207L162 208ZM252 206H254V207H252ZM213 207L215 209H217V210H215ZM149 209H153V211H150L151 213H147L146 214V212L149 211ZM245 209H246V212L244 214H242ZM185 210H186V212H185ZM203 210H205V211H203ZM131 212H134V213H131ZM158 213H159V215L157 216ZM204 216H205V218H204ZM156 217L157 218H162V220H163L162 224H160V222H158V221L155 223L156 224L155 230L158 231V228H160V230H161V231H159V233L156 232L153 229L155 224L152 223V222L155 221L154 218H156ZM149 218L151 219V221L149 220ZM85 219L88 220L87 218L84 217V219H82L83 221H85V222H83V224L87 223V221ZM166 219H167V221H166ZM214 219H215V221H214ZM34 220H31L30 218H25L24 219V217H19V216L10 217V219L7 221V226L5 227V229L3 231V237H6L7 239H9V235H10L11 230L24 231V229H26L25 227H26V225H28V223H31L32 228L36 227V225L34 224ZM201 220H202V222H200ZM148 221H150V222H148ZM254 222H256V223H254ZM166 223L168 224V226L166 225ZM257 223H258V226H256ZM127 225L130 226L131 229H133V227H137V228H134L135 229L134 231H137V233H138L137 235L138 236H136V237L135 236H130V232L127 231L129 229V227ZM137 225H140V226H137ZM118 226H120L121 228H119ZM143 227H145L146 230ZM228 228L232 229V230L229 231V230H227ZM236 229H238V232H237ZM46 231H48V230H46ZM117 231H118V234H116ZM139 231L141 233H139ZM144 231H145V233H144ZM31 233L35 234L34 241L32 242V244L35 245L38 242V240H39L38 238L40 236L38 237V235H37L38 233H35V231H31ZM174 233L176 234V236H173V235H175ZM225 233L228 234V236H227L228 239L227 240H225V238H224ZM163 234H165V235L163 236ZM170 234L171 235L173 234V235L171 236ZM80 236L81 235L78 236V249H77L79 255L82 252V244L84 245V243L87 241L85 236L82 237V238ZM156 236L164 237L165 240H163L161 242V244H160L159 248H157V250H153L152 249V244L154 243L153 241L156 240V238H155ZM231 236H233V237H231ZM129 237H130V239H129ZM170 237L173 238V239L176 237L175 241L172 242L170 240L171 239ZM40 238H42V239H40L39 242L35 246L36 253L35 254H31L29 256L27 254L25 257L23 256L22 258H26V259L25 260L22 259L21 263H23V264H31L32 262H34V264H48L49 255L47 256V254H49L51 249L54 247V243H51V241L49 239L50 238L49 234L44 239H43V237H40ZM192 239H195V240H192ZM47 240H49V241H47ZM129 240H130L131 243L133 242L132 245H135V244L136 245L134 247H132V245L130 243V246L128 248H127V245H126V247H124L123 243L125 241L127 242ZM149 240H150V243H149ZM254 241H255V243H254ZM225 243H226V245H225ZM12 246H13V243H11L10 241L9 242H5L4 244H0V264H17L14 259H12L11 257H9V256H7L5 254V251H7L8 248H11ZM98 247L101 249L103 247V245L102 244H100V245L98 244ZM230 249L232 251H230ZM64 250H62V254H61V257L59 259L60 264H74V263H76V264H80L81 263L82 264V261H83L82 256L78 257V259L76 261H73L70 257H66L68 255H67L66 252L63 253ZM162 252H163V254H162ZM218 252H220V253H218ZM47 257H48V259H46ZM50 257H51V253H50ZM63 259H65L64 260L65 262L63 261ZM237 260H239V261H237ZM70 261L72 263H70ZM136 261L137 262L139 261V257H138V259ZM256 263H254V264H256Z\"/></svg>", "mask_w": 264, "mask_h": 264}]
</instances>
